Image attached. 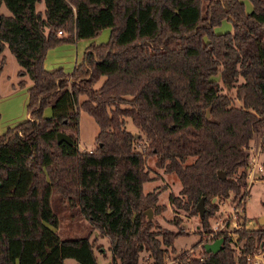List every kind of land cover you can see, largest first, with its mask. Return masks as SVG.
<instances>
[{"label": "trees", "instance_id": "16d2710c", "mask_svg": "<svg viewBox=\"0 0 264 264\" xmlns=\"http://www.w3.org/2000/svg\"><path fill=\"white\" fill-rule=\"evenodd\" d=\"M37 1L0 0L8 9L0 11V52L7 43L22 65L18 74L31 78L28 116L0 129V264H64L67 256L96 264L97 250L102 263L140 264L142 248L147 264H160L182 231L154 228L146 211L166 207L158 190L143 188L147 154L179 177L169 203L199 213L204 226L219 206L212 196L249 193L242 187L250 138L257 135L264 152V0H251L249 10L245 0H42L43 9ZM223 17L232 28L216 31ZM104 26L108 37L87 42L70 70L45 67L50 46ZM5 60L1 54L0 70ZM80 108L99 126L91 149L78 144ZM124 115L142 127L147 149L135 146ZM59 129L69 141L57 139ZM52 192L108 236L109 255L88 234L60 235ZM238 231L239 252L220 229L203 240L221 236L218 249L201 243L202 257L180 255L177 263L249 264L264 228Z\"/></svg>", "mask_w": 264, "mask_h": 264}, {"label": "rangeland", "instance_id": "374dc122", "mask_svg": "<svg viewBox=\"0 0 264 264\" xmlns=\"http://www.w3.org/2000/svg\"><path fill=\"white\" fill-rule=\"evenodd\" d=\"M36 6L43 9L45 5L43 4V1L40 0L36 2ZM245 7L247 10L252 8L250 0H245ZM0 11L8 12L7 7L4 6L2 2L0 3ZM231 28L232 22L226 17H223V19L214 26V29L216 31H224L225 29ZM109 30V26H104L99 34L95 36L80 37L78 38L79 41L77 43L73 41H67L57 44L58 46L55 45V53L57 54V57L60 61H54L55 63H53V66L62 64L65 68L64 70H70L75 61L81 59V54L83 52L85 44L91 40H95L97 42L105 40L108 37ZM75 44L77 47V51L75 53L77 55L75 56V61L72 62L73 60H71L66 55L70 50L69 47L71 46L73 48L75 47ZM52 51L53 50L48 51V54H50ZM1 54H4L6 59L3 68L0 70V129L4 130L7 125H11L18 120L28 116V112L26 109V102L28 98L27 85L31 82V78L29 75H27V73L18 74L17 70L22 67V65L18 62L17 58L14 57L7 43L2 48L0 55ZM47 68H51V66ZM21 77H24L26 79V84H17V80ZM103 77L104 76H102L95 82L96 86L101 83ZM241 79L242 77H239L237 81ZM234 85L235 83L232 84V82H227L224 84L223 88L224 90H230L234 94ZM83 96L84 95H81V97ZM235 103L240 104V100L235 98ZM44 110L45 114L47 115H50L52 112L49 105L45 106ZM124 125H126L133 132H137V134H135L136 137L133 141L135 146L138 149H147L148 142L142 127L140 125L138 126L134 124L129 115H124ZM78 126V144L82 148L91 146L93 147L96 144L95 135L99 129L98 123L95 120L94 116L87 110L80 108ZM66 130L70 131L72 130V128H66ZM250 141L251 143H253V145L259 144L257 135H254L252 138H250ZM253 150H255L254 146ZM145 167L148 171L149 178L144 180L143 182L144 190H158V203L167 202L166 207L159 212H155L153 208L147 207L146 211L148 210L147 212L152 215L154 221L158 224L154 226V228L167 227L173 230L179 228L182 231L174 237V249L169 246L168 249H170V251L168 252V255L164 257V261L160 264H176L175 262L178 260V257L180 255L185 258V256L191 257L201 254L202 246L200 245V243L204 239H207V236H211L212 234H214L217 230H226L227 233L230 230L233 231V233L230 235L237 236V234L239 235L238 229L241 228L242 225L246 222L248 224L251 223L252 226H261L264 228L263 178H256L253 180L247 191L249 192L248 195H245L246 198L244 197L245 201H241L240 204H236V201H238L240 195L233 198L234 192L232 191L228 195V197L221 195V198L223 199L217 198V202H219L217 211L213 215H211L210 224L208 226H204L200 221L199 213L192 214L181 207L175 208L174 205H171L169 203V191H173L176 193L180 186V180L176 173L165 171L162 166L156 163L154 156L150 154H147L146 156ZM242 189H246V184L243 185ZM50 197L51 207L59 215V224L57 226V231H59L62 237H72V235L75 236L88 234L89 237L96 240L97 244H101L108 255L110 254V249L108 247V236L103 235L100 230H98V228L92 226L91 222L82 214L74 213L71 215V209L64 202L60 201V198L55 194V192H52ZM234 205H237L239 209L236 210V213L232 211L234 210ZM246 212L248 216L246 215ZM233 219L235 220L236 224L241 223V225L236 227L233 224L229 223V221L231 222ZM219 220H222V223L220 225L217 224ZM261 236L262 240V238H264V232L261 234ZM199 237H201L202 240L200 239L199 241H197L195 246L192 245V243ZM237 238L239 242H242V239H240L239 236H237ZM101 252L102 251L97 250V255L98 260L103 262V256H101ZM148 256V250L142 248L139 258L140 264H147L148 262H150L149 260H151V257ZM64 264L80 263L77 262L74 257L67 256L64 258Z\"/></svg>", "mask_w": 264, "mask_h": 264}, {"label": "built area", "instance_id": "2783aa9c", "mask_svg": "<svg viewBox=\"0 0 264 264\" xmlns=\"http://www.w3.org/2000/svg\"><path fill=\"white\" fill-rule=\"evenodd\" d=\"M60 31H61V29H58V32H60ZM253 146L255 147V150H253ZM89 149H91V147H89ZM262 153L263 152H261L259 145H255V144L253 145V143H252L248 147V157L249 158H248V162L246 164L247 177H246V182H245V184H246L245 190H247V191H248L249 186L252 184L254 179H256V178H259V179L263 178L264 179V158H263ZM246 194L244 192L242 194V196L238 198V201H236L237 202L236 204H240V202L244 200V197ZM225 197H228V196H225ZM217 198H221V195L215 194L214 196H212V199H214L215 201L218 200ZM221 199H223V198H221ZM236 210H239L238 206L234 205V210H232V211L234 213H236ZM221 223H222V220H219L217 222V224H219V225ZM229 223L233 224L236 227L241 225V223L236 224L234 219L231 222L229 221ZM246 224L248 225V223L246 222L242 226H246ZM229 232H230V234L233 233V231H230V230L228 231V233ZM211 236H207V237L210 238ZM237 236H239V235L237 234ZM237 236L231 235L230 244H232L234 246V248L236 249V251L239 252V250L242 247V244H241L242 242L238 241ZM206 241H208V240H206ZM203 242L204 241H202L201 243H203ZM201 243H200V245H201ZM260 243H261L260 246L256 247L252 251L248 252L247 257H248L249 264H264V238H262ZM198 256L202 257L201 254H198ZM175 263L179 264V263H177V261ZM96 264H111V263H109V262L108 263L107 262L102 263L101 262V263H96Z\"/></svg>", "mask_w": 264, "mask_h": 264}, {"label": "water", "instance_id": "95a60500", "mask_svg": "<svg viewBox=\"0 0 264 264\" xmlns=\"http://www.w3.org/2000/svg\"><path fill=\"white\" fill-rule=\"evenodd\" d=\"M134 134H137V132L135 131ZM56 136H57V139L58 140H61V139H65L67 141L70 140V135L66 131H64L62 129L57 130ZM217 173H218V175L223 176L224 170L223 169H218L217 170ZM203 198L204 197L202 195L199 198V200L197 201V203H196V205H197L198 210H199L200 213H203V211H204L203 210L204 209ZM248 226H252V224L250 223V224H248ZM221 239H222V237L219 236V237L213 238L211 241H204L203 242V245L205 246V248L207 250H216V249H218L220 247V241H221Z\"/></svg>", "mask_w": 264, "mask_h": 264}, {"label": "crops", "instance_id": "0c3cea01", "mask_svg": "<svg viewBox=\"0 0 264 264\" xmlns=\"http://www.w3.org/2000/svg\"><path fill=\"white\" fill-rule=\"evenodd\" d=\"M250 2H251V4H252V1L250 0ZM249 10V9H248ZM79 41V39L76 41V43ZM57 45V44H56ZM58 46V45H57ZM55 45H53V46H50L48 49H47V51H46V53H45V56H44V58H45V60H44V64H45V67H49V66H51V67H53V63H55V62H57V61H60L59 60V58L57 57V54L55 53ZM69 51H68V54L66 55L67 57H69L71 60H73L72 62H74L75 61V59H76V51H77V47H76V44H75V47H69ZM50 50H53L50 54H48V51H50ZM61 57V56H60ZM55 61V62H54ZM71 62V63H72ZM60 65H62V64H60ZM57 66V65H56ZM63 66V65H62ZM49 69H51V68H49ZM65 69V68H64ZM67 69V68H66ZM262 154H264V152L262 153ZM264 156V155H263ZM167 203V202H166ZM246 215H247V212H246ZM248 216V215H247ZM264 216V215H263ZM263 216H262V218H263ZM250 220H251V217H250Z\"/></svg>", "mask_w": 264, "mask_h": 264}]
</instances>
